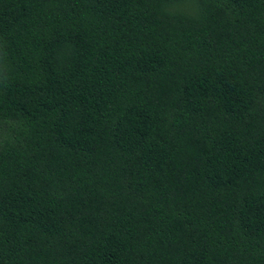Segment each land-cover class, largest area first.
Here are the masks:
<instances>
[{
  "label": "trees",
  "instance_id": "16d2710c",
  "mask_svg": "<svg viewBox=\"0 0 264 264\" xmlns=\"http://www.w3.org/2000/svg\"><path fill=\"white\" fill-rule=\"evenodd\" d=\"M0 264H264V0H0Z\"/></svg>",
  "mask_w": 264,
  "mask_h": 264
}]
</instances>
